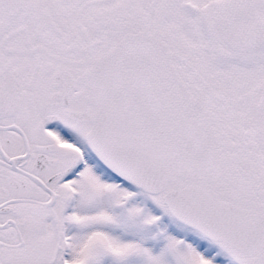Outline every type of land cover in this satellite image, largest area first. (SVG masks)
Instances as JSON below:
<instances>
[{
	"label": "snow or ice",
	"instance_id": "6c2138e0",
	"mask_svg": "<svg viewBox=\"0 0 264 264\" xmlns=\"http://www.w3.org/2000/svg\"><path fill=\"white\" fill-rule=\"evenodd\" d=\"M0 264H264V0H0Z\"/></svg>",
	"mask_w": 264,
	"mask_h": 264
}]
</instances>
